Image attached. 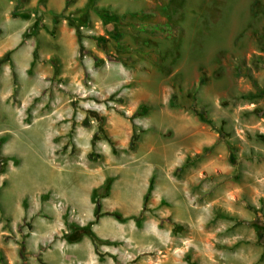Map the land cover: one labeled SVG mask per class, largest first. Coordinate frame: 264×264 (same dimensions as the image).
<instances>
[{"label": "rangeland", "instance_id": "rangeland-1", "mask_svg": "<svg viewBox=\"0 0 264 264\" xmlns=\"http://www.w3.org/2000/svg\"><path fill=\"white\" fill-rule=\"evenodd\" d=\"M187 255L264 264V0H0V264Z\"/></svg>", "mask_w": 264, "mask_h": 264}, {"label": "trees", "instance_id": "trees-1", "mask_svg": "<svg viewBox=\"0 0 264 264\" xmlns=\"http://www.w3.org/2000/svg\"><path fill=\"white\" fill-rule=\"evenodd\" d=\"M34 53H35V58H36V56H37V49H35V52ZM35 58L32 61L31 66L34 65ZM132 147H134V142H132ZM188 161L189 160L187 159V162L185 163V165L188 164ZM114 180L115 179L112 176L107 177L106 180H105V182L102 184V186L96 188L94 190V192H93V200H94L95 203H97V206L95 208V216L97 217V219L100 218L101 216H103V214H104V213L102 214V212L100 210V205L98 203V198H105V197H108L110 195V190L112 188V185H113ZM153 188H154V182H153V180H151L150 185L148 187L147 194H146V198H148V196L151 194ZM111 214H113L114 216H116L121 221H126V220L129 219V218H124L119 212H114V213H111ZM130 218L134 219L136 221L137 225H141V223H142L141 217L136 216V215H133ZM83 228H84V230L86 232L89 233V235L91 236L92 239H94V240H100V241H105V240L100 239L97 236V234L93 231L92 224L91 223H89L87 226H85ZM186 260H187V262L189 264H198L197 262H195V261L192 260V258H191L190 255H187L186 256Z\"/></svg>", "mask_w": 264, "mask_h": 264}, {"label": "crops", "instance_id": "crops-1", "mask_svg": "<svg viewBox=\"0 0 264 264\" xmlns=\"http://www.w3.org/2000/svg\"><path fill=\"white\" fill-rule=\"evenodd\" d=\"M33 60H34V59H33ZM33 60H32V61H33ZM31 63H32V62H31ZM100 186H102V185H100ZM97 188H98V187H97ZM95 189H96V188H95ZM95 189H92V192H91V194H92V195H91L92 200H93V192H94ZM83 192H84V193H83V194H84V198H85V200H87V199H86V198H87V197H86L87 189H86L85 191H83ZM86 202H87V201H86Z\"/></svg>", "mask_w": 264, "mask_h": 264}, {"label": "bare ground", "instance_id": "bare-ground-1", "mask_svg": "<svg viewBox=\"0 0 264 264\" xmlns=\"http://www.w3.org/2000/svg\"><path fill=\"white\" fill-rule=\"evenodd\" d=\"M29 180V179H28ZM31 181H34V180H31ZM28 182V181H27ZM31 184H32V182H31ZM27 185V184H26ZM30 186V185H29ZM29 189H31V188H29ZM33 189H34V187H33ZM82 205V204H81Z\"/></svg>", "mask_w": 264, "mask_h": 264}]
</instances>
